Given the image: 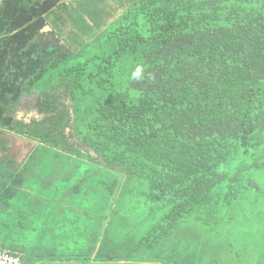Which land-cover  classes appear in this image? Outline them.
<instances>
[{
	"label": "trees",
	"instance_id": "obj_1",
	"mask_svg": "<svg viewBox=\"0 0 264 264\" xmlns=\"http://www.w3.org/2000/svg\"><path fill=\"white\" fill-rule=\"evenodd\" d=\"M1 134L32 145L8 162L0 142V250L20 264H242L218 241L243 190L264 194L246 178L264 170V0H2Z\"/></svg>",
	"mask_w": 264,
	"mask_h": 264
},
{
	"label": "rangeland",
	"instance_id": "obj_2",
	"mask_svg": "<svg viewBox=\"0 0 264 264\" xmlns=\"http://www.w3.org/2000/svg\"><path fill=\"white\" fill-rule=\"evenodd\" d=\"M110 8L115 11V6L113 3L110 4ZM48 30L49 29L47 27L43 29L44 32H47ZM34 104V97H24L17 106V119H22L28 123L29 120L38 118L36 110L33 109ZM9 136L10 135L1 134L0 142L6 141V145H4L3 147H7L6 150L9 151L16 150V152L13 155L14 158H12L11 160L10 158L5 160L8 162H12L14 159L19 161L29 151V149L32 148V145L25 146L28 143H24L22 141H19L17 138ZM19 149L21 150L18 151ZM246 178L252 179V183L257 184L258 186H260V188L264 187V170L250 169ZM246 184H248V181L246 182ZM32 187L34 186L30 184V191H32ZM255 188H250V190L247 191L243 190L244 195L242 201H240V204L235 207L233 206L230 209H226L227 211H231L230 215L232 217V220L230 221V223L224 224L223 231L218 242H223V246H226L227 242L231 243L230 246L232 247V249H228L229 246H226L224 248V251L228 253L229 256H231L229 257L230 261L233 258L242 262V264H256V262L260 260L262 262L264 261V199H258L260 202L255 200L256 198L264 197V194L261 195L259 191L255 190ZM133 202L134 199H128V202L123 205V209L130 208ZM63 205L67 206V204ZM71 210L81 216L87 213V209L82 206H76L74 208H71ZM141 210L142 209L140 207L134 209L131 207L132 218H135V221H139V219L143 216L141 214ZM71 214V212L68 213L69 216ZM151 218V216H146L145 218H143L139 225L134 228V232L136 234H143L150 227V224L152 222ZM57 223L59 225L58 221ZM216 224L212 226L214 229ZM183 225L190 227L189 224ZM195 229L201 231V226L196 225ZM60 232L61 230L56 231V233ZM68 236L69 243L74 242V238L76 237V235L72 234ZM46 248L49 247L47 246ZM224 251H221L222 254H225ZM233 255H235V257ZM208 259L209 257L207 256L204 261H207Z\"/></svg>",
	"mask_w": 264,
	"mask_h": 264
},
{
	"label": "built area",
	"instance_id": "obj_3",
	"mask_svg": "<svg viewBox=\"0 0 264 264\" xmlns=\"http://www.w3.org/2000/svg\"><path fill=\"white\" fill-rule=\"evenodd\" d=\"M0 264H20V259L9 251L0 250Z\"/></svg>",
	"mask_w": 264,
	"mask_h": 264
},
{
	"label": "crops",
	"instance_id": "obj_4",
	"mask_svg": "<svg viewBox=\"0 0 264 264\" xmlns=\"http://www.w3.org/2000/svg\"><path fill=\"white\" fill-rule=\"evenodd\" d=\"M11 155H12V153L11 152H9ZM4 156H5V154H3ZM65 206V205H64ZM86 214V213H85ZM26 221V220H25ZM27 224L28 223H30V221L28 220L27 222H26ZM28 248V247H27ZM27 248H24V246H22L19 250L21 251V252H27V251H29L30 249H27ZM21 254V253H20ZM20 257V256H19Z\"/></svg>",
	"mask_w": 264,
	"mask_h": 264
},
{
	"label": "clouds",
	"instance_id": "obj_5",
	"mask_svg": "<svg viewBox=\"0 0 264 264\" xmlns=\"http://www.w3.org/2000/svg\"><path fill=\"white\" fill-rule=\"evenodd\" d=\"M136 75H139V69L137 70V73H136Z\"/></svg>",
	"mask_w": 264,
	"mask_h": 264
},
{
	"label": "water",
	"instance_id": "obj_6",
	"mask_svg": "<svg viewBox=\"0 0 264 264\" xmlns=\"http://www.w3.org/2000/svg\"><path fill=\"white\" fill-rule=\"evenodd\" d=\"M2 0H0V4H1Z\"/></svg>",
	"mask_w": 264,
	"mask_h": 264
}]
</instances>
